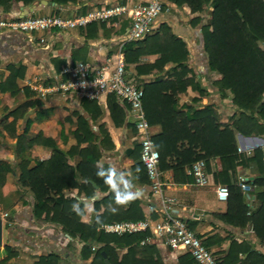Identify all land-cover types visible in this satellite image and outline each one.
Listing matches in <instances>:
<instances>
[{"label": "trees", "instance_id": "1", "mask_svg": "<svg viewBox=\"0 0 264 264\" xmlns=\"http://www.w3.org/2000/svg\"><path fill=\"white\" fill-rule=\"evenodd\" d=\"M39 0H0L1 11L10 9L13 3L21 2L28 6ZM56 4L76 3L77 0H50ZM95 4L96 0H88ZM167 2L175 5L185 4L191 12H201L209 9L208 21L200 24L202 48L206 57L208 69L220 74L213 81L220 95H230L232 105L237 109L231 115V120H219L217 112L209 105L200 108L187 106L186 110L178 108L176 89H184L188 84L201 91L200 84L193 80V74L184 76L188 71L183 62H178L180 69L173 79L154 77L143 83L142 104L144 114L149 123H158L160 131L152 136L159 153V168L165 167L182 169V167L196 159L205 161L218 156L222 168L220 179L228 176V170H234L237 164L255 161L258 175L246 179L252 186L256 204L249 206L246 196L237 185L236 178L226 182L228 195L225 199L224 212L216 215L226 224L233 226L250 225L259 242L264 245V163L261 160V149L255 148L250 156L237 152L234 141L233 128L242 134L264 133V0H162V9ZM97 5V4H96ZM82 5L81 9H87ZM84 12V11H83ZM201 20L200 15L191 18L193 23ZM94 21L87 23L90 25ZM139 40L125 41L122 45L124 62L138 59L142 52ZM162 54V53H161ZM163 55V54H162ZM149 64V68L156 66L162 60ZM58 71L63 62L52 58ZM8 73L0 78V91L14 96L20 86L17 78L22 77L24 66L12 63L6 66ZM138 85V84H137ZM140 86V85H139ZM25 99L9 113H14L9 124L13 127L18 115H22L28 107L39 105L41 100L34 96L32 90L22 86ZM169 90V91H168ZM79 102L87 109L91 122L100 116L101 110L95 100L80 97ZM117 97L107 94L106 103L109 116L117 126L123 124L125 107ZM190 107V108H189ZM45 109H37L36 115H41ZM76 114V126L72 130L75 143L67 149L58 148L54 140L44 136L40 131L27 137L25 135L31 119L26 117L21 133H13L15 137L14 151L21 153L33 144L50 146V155L46 159L21 156L17 161L18 172L16 182L27 188L32 196V214L35 219L58 224L70 236H78L82 241L81 256L90 260L87 264H163L152 243H140V239L148 234V230L134 233H113L103 231L98 226L102 222L120 219L139 218L132 216L129 208L126 213L115 211L116 200L124 196L127 186L120 182L118 173L107 163L98 160L102 150H110L113 143L103 122L97 123V130L93 131L89 121L79 112ZM85 142L83 146H80ZM0 142V147H1ZM132 147L126 152L134 159L131 165L136 179L146 181L147 175L142 162L139 160L140 145L133 141ZM77 155L74 164L68 162V156ZM12 168L0 160V187L4 184L6 174ZM93 181L105 195L93 200V209L97 210L100 203L105 204L103 210L95 213L91 222H83V205L73 196H64L63 190L76 188L77 195L83 193L85 197L94 195ZM110 204V205H108ZM77 205V211L73 206ZM192 228L191 223L185 220ZM210 237L202 238L208 247ZM97 240L102 244L91 249V242ZM126 246L120 255L116 248ZM4 255L0 257V264H9L8 260L16 251L8 243L3 242ZM101 251L106 253L105 262ZM153 254L156 256L153 257ZM240 254H243L240 256ZM220 264H264V253L253 249L245 241L230 240L225 254L216 257ZM32 264H59L58 256L54 252L39 254ZM175 264H198L188 251L177 256Z\"/></svg>", "mask_w": 264, "mask_h": 264}, {"label": "crops", "instance_id": "2", "mask_svg": "<svg viewBox=\"0 0 264 264\" xmlns=\"http://www.w3.org/2000/svg\"><path fill=\"white\" fill-rule=\"evenodd\" d=\"M136 1L138 0H96L95 4L88 0H77L76 3L68 4H56L55 2L54 4H43L38 1L28 6L17 2L13 3L7 11L3 12L0 9V16L54 13L71 17L101 4L117 2L131 4ZM85 4L88 5V8L81 9V6ZM203 12H191L185 4L177 6L173 2H167L166 7L155 17L149 30L142 38L140 42L142 52L138 59L132 62H124L125 76L132 83L140 86L157 76L173 79L180 69L178 62H183L188 68L184 76L193 74V80L200 84L201 91L189 84L184 89H176L178 108L186 110L187 106L200 108L209 105L217 112L220 121L227 122L231 120V115L237 109L232 105L229 93L226 92L224 96H221L217 87L213 84V80L217 79L219 75L208 69L202 48L200 24L203 19ZM194 15L202 17L198 23L191 21ZM127 26L128 17L122 15L108 20L94 21L90 25L52 29L43 33L0 30V72H3L0 78H4L8 73L6 68L8 64L12 63L14 66L21 64L24 66L22 77L17 78V83L20 86L19 92L11 96L8 92L0 91V142L2 143L0 160L6 162L12 168L6 174L5 182L0 187V216L3 219L4 216L11 215L4 225L6 231L4 242L11 245L16 251V254L9 258V264H32L39 254L47 252L57 254L59 264H87L91 258L90 256L87 258L81 256L82 241L78 236L68 235L58 224L34 218L31 210L33 201L31 193L27 188L16 182L18 172L16 163L21 156L46 159L51 151L50 146L44 144H33L21 153L14 151L15 137L13 133L22 132L26 117L31 119L25 133L27 137L40 131L44 136L51 137L55 145L62 149H67L75 143L72 130L76 126V114L73 110L81 113L89 121L93 131L97 130L98 122H103L113 143V148L102 150L98 163H107L118 173L120 182L125 183L127 186L125 195L127 193H139L136 198L124 203H117L119 199L116 200L114 206L116 207L115 211L119 213H126L130 208L132 216L137 215L138 217V215H141L142 217L120 220L136 221L143 218L156 219L161 217L159 212L150 207V205L155 204V197L150 190L148 179L139 181L136 179L135 172L132 173L131 171L134 159L126 152L133 145L134 137L136 138V129L133 122L134 117L130 114L128 105L125 107L123 124L117 126L109 116L106 103L107 95L101 100L92 99L96 101L101 110L100 116L92 123L87 109L82 107L79 102L80 97H77V101L73 98L76 97L73 94L52 92L44 95L47 96L46 98L34 94L35 97L41 100V103L28 107L22 115H18L13 127L9 124L14 114L9 113V111L25 99L22 86L45 85L56 81L60 69L58 71L55 69L52 61L53 57L63 61L60 68L67 62L72 63L78 60L88 61L96 65L106 62L112 63ZM39 34L44 35L46 39L44 42H39ZM161 55L162 61L149 68L148 65L155 64L161 58ZM41 79L44 80L41 81ZM2 98L6 99V102L13 100L14 103H9L4 107L5 104H3ZM117 101L120 104L123 103L118 98ZM40 108L45 109V111L37 116L35 113ZM129 114L132 119L129 118ZM226 115H228V118H226ZM147 124L151 137L160 131L158 123L147 121ZM233 136L237 152L242 153L244 156H250L253 149L260 148V145L264 142V133L245 135L233 128ZM135 141L138 142L137 138ZM8 143H10V149H8L9 145L5 148V144ZM84 144L85 142H82L80 146ZM77 159V155L68 156L70 164H74ZM188 166L185 164L182 169L177 167L175 174L172 167L161 169L163 191L174 198L173 213L191 223L192 229L196 231L201 239L210 237L208 248L216 257L225 254L231 239L238 242L245 241L251 248L264 253V245L259 242L250 225L233 226L226 224L216 215L224 212L226 208L225 200L218 199L215 195L216 185H226V182H232L235 178L237 182L239 174H244L250 179L257 176L259 172L255 161L250 160L245 164H237L233 171L228 170L227 178L222 177L224 178V181H222L220 179L222 174L219 173L222 168L221 160L216 155L212 156L205 161L209 182L204 185H197L193 182L191 175L187 173ZM90 182L95 188L94 195L90 197H85L83 193L77 195L75 187L70 190H63L64 196H73L77 201L82 202L83 214L80 219L83 222H91L94 214L101 212L105 206V204L100 203L97 210L93 209V200L105 195L107 191L99 190L93 181L90 180ZM17 192L22 193L21 198ZM245 202H248L247 199H245ZM196 226L200 229L196 230ZM147 230L148 234L139 242L152 243L163 264H175L177 256L184 253L185 250L171 248L162 239L154 237L150 229L147 228ZM142 240L143 242H141ZM2 244L3 239L0 244L1 248ZM101 244V241L94 240L90 246L91 249H94ZM1 248L0 257L4 255ZM116 250L117 254L120 255L126 250V246H119ZM242 255L240 254V256ZM155 256L153 254V257Z\"/></svg>", "mask_w": 264, "mask_h": 264}, {"label": "built area", "instance_id": "3", "mask_svg": "<svg viewBox=\"0 0 264 264\" xmlns=\"http://www.w3.org/2000/svg\"><path fill=\"white\" fill-rule=\"evenodd\" d=\"M161 11L162 0H138L131 4L117 2L97 5L71 17L54 13L3 15L0 16V30L43 33L52 29L85 26L92 21H103L122 15L128 17L126 32L112 63L96 65L80 60L72 63L67 62L61 66L56 81L45 85H31V88L35 89L40 96L59 92L95 100H101L107 94L112 93L119 100L127 103L128 110L134 117L136 138L140 145L139 160L145 168L150 190L155 197V204L150 207L159 212L161 217L143 218L136 221H110L101 223L98 228L117 234L133 233L148 228L154 237L162 239L171 248L188 251L198 264H220L211 249L202 242L196 231L187 225L185 219L173 213L174 198L163 191L159 153L148 130L142 105V87L132 83L125 76L122 43L142 39ZM38 40L44 42L46 39L43 34H39ZM260 149L261 160L264 163V142L260 145ZM187 173L191 175L193 182L197 185L209 182L205 161L201 158L190 163ZM246 179L244 174H239L237 185L245 194L248 205L253 206L255 194ZM214 191L216 197L221 200H225L228 195L226 185H216Z\"/></svg>", "mask_w": 264, "mask_h": 264}, {"label": "rangeland", "instance_id": "4", "mask_svg": "<svg viewBox=\"0 0 264 264\" xmlns=\"http://www.w3.org/2000/svg\"><path fill=\"white\" fill-rule=\"evenodd\" d=\"M209 11V9L208 8H205V10H204V12H203V19H202V22L201 23H206L207 21H208V12ZM43 14V13H42ZM202 18V17H201ZM261 46L262 47H264V43H261ZM213 72H215V71H213ZM2 73L3 72H0V76L2 75ZM217 73V72H216ZM218 75H219V77H220V74L219 73H217ZM218 77V78H219ZM217 78V79H218ZM42 80H44V79H41V81ZM214 81V80H213ZM28 88H30V90H32L33 91V93L34 94H38V92L35 90V89H33V88H31L30 86H28ZM45 98L47 97V96H44ZM74 99H76L77 100V97H73ZM3 99V98H2ZM3 104H5L4 105V107L5 106H7V105H9V103H14V101L13 100H8V102H6L7 100L6 99H3ZM78 101V100H77ZM3 110V109H2ZM129 116V118L130 119H132V117H130V114L128 115ZM220 116H222L221 114H220ZM219 117V116H218ZM102 118H103V116H102ZM220 118V117H219ZM226 118H228V115H226ZM136 135V134H135ZM135 137H134V140L133 141H135ZM129 144V143H128ZM6 145V147L5 148H7V146L9 145V147H8V149H10V143H8V144H5ZM121 145V144H120ZM120 147H122V146H120ZM120 149V148H119ZM13 166V165H12ZM17 194H19V196H20V198H21V196H22V193L21 192H17ZM84 201H86V200H84ZM10 217H11V215L10 214H8V215H6V216H4L3 217V227H2V239H3V242L6 240V231H5V227H4V225L8 222V220L10 219ZM195 229L196 230H199L200 228L199 227H195ZM0 248H1V245H0Z\"/></svg>", "mask_w": 264, "mask_h": 264}, {"label": "clouds", "instance_id": "5", "mask_svg": "<svg viewBox=\"0 0 264 264\" xmlns=\"http://www.w3.org/2000/svg\"><path fill=\"white\" fill-rule=\"evenodd\" d=\"M139 195V193H127L126 195H124L123 197H121L117 203H124L127 202L129 200H132L134 198H136ZM73 210L77 211V205L73 206Z\"/></svg>", "mask_w": 264, "mask_h": 264}, {"label": "water", "instance_id": "6", "mask_svg": "<svg viewBox=\"0 0 264 264\" xmlns=\"http://www.w3.org/2000/svg\"><path fill=\"white\" fill-rule=\"evenodd\" d=\"M40 3H48V4H54V2L50 1V0H39ZM200 40L202 42V38L200 36ZM1 240H2V218L0 216V244H1ZM102 253V256L105 257V252L104 251H101ZM105 262H107V259L105 258Z\"/></svg>", "mask_w": 264, "mask_h": 264}]
</instances>
